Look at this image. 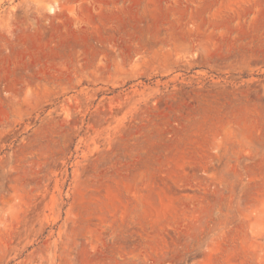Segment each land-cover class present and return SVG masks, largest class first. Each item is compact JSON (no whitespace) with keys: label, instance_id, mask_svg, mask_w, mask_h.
<instances>
[{"label":"rangeland","instance_id":"obj_1","mask_svg":"<svg viewBox=\"0 0 264 264\" xmlns=\"http://www.w3.org/2000/svg\"><path fill=\"white\" fill-rule=\"evenodd\" d=\"M0 264H264V0H0Z\"/></svg>","mask_w":264,"mask_h":264},{"label":"bare ground","instance_id":"obj_2","mask_svg":"<svg viewBox=\"0 0 264 264\" xmlns=\"http://www.w3.org/2000/svg\"><path fill=\"white\" fill-rule=\"evenodd\" d=\"M51 9V8H50Z\"/></svg>","mask_w":264,"mask_h":264}]
</instances>
